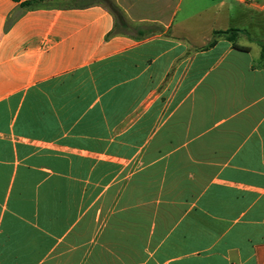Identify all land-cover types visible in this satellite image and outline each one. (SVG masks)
<instances>
[{
	"label": "crops",
	"instance_id": "crops-1",
	"mask_svg": "<svg viewBox=\"0 0 264 264\" xmlns=\"http://www.w3.org/2000/svg\"><path fill=\"white\" fill-rule=\"evenodd\" d=\"M112 1L0 0V264H264V0Z\"/></svg>",
	"mask_w": 264,
	"mask_h": 264
},
{
	"label": "trees",
	"instance_id": "trees-1",
	"mask_svg": "<svg viewBox=\"0 0 264 264\" xmlns=\"http://www.w3.org/2000/svg\"><path fill=\"white\" fill-rule=\"evenodd\" d=\"M104 1L105 3H107L110 7V9L113 11V12H116L118 11L119 9L117 8V6L115 5V3L112 1V0H102ZM234 32H237V31H229V32H217L215 33V35L217 36H225L227 34H232ZM263 51H264V45H263Z\"/></svg>",
	"mask_w": 264,
	"mask_h": 264
}]
</instances>
